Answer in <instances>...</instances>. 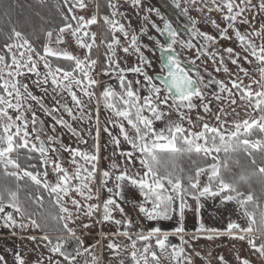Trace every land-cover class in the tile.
Instances as JSON below:
<instances>
[{
	"label": "snow or ice",
	"instance_id": "snow-or-ice-1",
	"mask_svg": "<svg viewBox=\"0 0 264 264\" xmlns=\"http://www.w3.org/2000/svg\"><path fill=\"white\" fill-rule=\"evenodd\" d=\"M69 2L65 0L66 5ZM172 3L188 16L189 10L181 6L180 0ZM184 3L196 5L197 0ZM200 3L203 7L198 11L207 9L220 14L223 26L215 19L206 20L218 35L202 31L198 21L188 16L191 26L186 25L185 30L191 38L184 39L160 8L146 4L145 0H104L105 13L101 15V5L97 4V12L90 16L74 13L77 8L88 9L85 0H71L70 15H63L64 24L55 37L53 31L46 32L47 42L41 50L15 27L0 45V175L15 185L0 189V222L12 230L13 236L18 235L17 228L45 232L40 237L27 236L31 241L39 240L47 249V256L41 254L34 264H45V260L47 264H79L80 257L85 258L84 264H101V257L93 251L96 245L85 247V240L77 233L91 234L93 228H103L105 224L116 226V231L101 232L107 242L101 244L97 240V245L106 247L115 264H195V257L205 258L195 250L194 242L221 236L246 242L252 253L264 260V201L251 190L250 183L247 191L241 190L235 179L226 177L224 172L231 153L239 149L249 156L253 151L264 152V20L259 27L255 23L257 17H264V0ZM125 7L134 9L138 19L143 9L145 26L134 27L121 11ZM153 16L159 18V24ZM96 25L104 30L99 44L97 32L92 30ZM240 25L247 28L241 31ZM150 29L167 39L162 42L150 34ZM145 36L152 41L151 48L143 43ZM68 38L84 50L83 56L69 51ZM219 40H233L240 49H223L236 67L235 72L227 66L223 55L216 60L217 53L210 51ZM100 45L105 48L107 66L101 63L97 72L98 61L93 56ZM145 49L153 54L159 52L156 63L145 54ZM118 50L124 57L118 55ZM133 56L135 63L127 66V57ZM202 57L206 58L205 65L208 60L216 65L214 72L227 74V82L215 78L206 66L202 73L196 64ZM54 60L67 64H54ZM241 61L255 68L250 71ZM97 76L115 78L119 91L103 85ZM97 86L102 87L98 98ZM34 89L42 94L37 95ZM50 90L52 100L46 103ZM64 93L70 97L71 106ZM93 100L97 103L96 143L94 151L88 152L64 143L58 127L67 129L80 143H87L73 124L93 120L92 114L85 112ZM101 107L110 113L103 122L99 116ZM237 107L246 118H239ZM38 111L49 117L51 123L46 125ZM157 122L163 127L157 128ZM112 129L118 131L114 133ZM101 131L113 146V159L103 169ZM185 156L191 165L187 170L181 162ZM251 163L256 164L254 157ZM258 171L264 175V167ZM50 174L53 181L49 180ZM241 179L248 180L244 176ZM22 181L37 188L35 198L29 199L40 208L44 197L39 190L48 193L58 208L52 219L60 223V231L66 235L54 241L45 226L34 218L40 213L28 211L20 199ZM127 188L136 189L140 197L133 202L135 221L123 206L127 202ZM104 193L108 195L102 199ZM217 197L222 205L232 203L246 226L230 219L223 231L207 227L200 218L203 200ZM187 211H194L197 217L191 234L185 229ZM174 216L178 218L177 226L171 231L142 226L144 221L158 223ZM133 228L138 230L134 232ZM110 235L113 239H109ZM173 236L178 244L171 242ZM218 259L219 264H228L223 256ZM236 260L238 264H252L239 255ZM0 264H8L4 255H0ZM13 264L28 261L15 252Z\"/></svg>",
	"mask_w": 264,
	"mask_h": 264
},
{
	"label": "trees",
	"instance_id": "trees-1",
	"mask_svg": "<svg viewBox=\"0 0 264 264\" xmlns=\"http://www.w3.org/2000/svg\"><path fill=\"white\" fill-rule=\"evenodd\" d=\"M63 15H70L64 0H0V45L15 27L22 31L38 50H41V46L47 42L46 32L53 31L55 37L59 27L63 26ZM95 27L93 26V30ZM253 157L256 160L255 165L251 163ZM237 161L239 164L236 163ZM181 162L186 170L191 167L187 156L183 157ZM259 167H264V152L253 151L252 156H249L243 149H239L227 157V168L224 172L226 177L235 179L241 190L247 191L250 183L251 190L264 201V195H262L264 175L259 173ZM242 176L248 178L247 182L241 179ZM5 185L15 186L11 179L0 175V189ZM37 193L35 186L21 182L20 199L29 212L40 213V216L34 218L45 226V231L50 235L66 234L60 231V223L52 219L58 214V208L47 192L39 190V194L44 197L43 208L31 202L29 196L35 198ZM56 237L58 236H53V238Z\"/></svg>",
	"mask_w": 264,
	"mask_h": 264
},
{
	"label": "rangeland",
	"instance_id": "rangeland-1",
	"mask_svg": "<svg viewBox=\"0 0 264 264\" xmlns=\"http://www.w3.org/2000/svg\"><path fill=\"white\" fill-rule=\"evenodd\" d=\"M64 2H65V0H64ZM85 2L88 3V5H89L88 9L87 10H84V11H82V10H80L78 8L77 9H74V13L76 15H87V16H90V15L94 14L95 12H97V4H100L101 5V7L99 9L101 15H103L105 13V8L103 9V4H104L103 0H85ZM237 2H238V0H237ZM145 3L148 4V5L154 6V7H158L160 9L161 8L164 9V8L168 7L167 6L168 4L172 3V0H145ZM180 3H181V6L182 7H187L188 8V10H189L188 16H191L193 19H195V20L198 21V27L202 31H205V32H207L209 34H212L214 36L218 35L217 30L215 28H213L210 23H207L206 20H208L209 18L215 19L218 23H221L222 26H223V22L220 19V14L219 13L214 12V11L211 12V13H209V12H207V9H205L203 12L198 11L199 8L203 7V4L200 3V0H197V4L196 5L185 4L184 3V0H180ZM253 3H256V0H253ZM66 6H67V9H68V7L71 6V0H70L69 4H67ZM121 11L124 12L125 15L129 19H131L134 27L145 26L144 21H143V15L145 13H144L143 9L140 10V17H139V19L135 15V10L134 9L125 7V8H122ZM180 11H181V9H180ZM188 16H185L186 17L185 22H188V24L190 25V21L188 19ZM152 19L155 21L158 18H156L155 16H153ZM261 20H264V17H257V21L255 22L257 27H259V22ZM121 22H124V21L122 20ZM239 27L241 28V31H244V29L247 28V25H240ZM94 30L97 32V37H99V36L101 37V33L104 31V30H102L100 28L99 25H96V27L94 28ZM152 30L153 29H150V34L151 35H152ZM105 34H106V32H105ZM231 34L232 33L230 31L229 32V35H231ZM187 37L188 36L184 37V39H190L191 38V37L190 38H187ZM68 42H69V51L73 52L74 54H79V55L83 56L84 50L79 49L78 46L74 43V41L71 40V38H68ZM148 42H150V41L148 40L147 36L143 37V43L146 44ZM193 42L194 43H197L198 42V39L196 41H193ZM257 43H259L258 40H257ZM53 47H56V45L53 44ZM60 47H64V46L61 45ZM226 47H233V48L236 49V51H240V49L237 47L236 42L233 41V40H219L218 43H217V45L213 46V48H211L210 51H213V52L217 53L216 60H219L220 59V56L223 55L224 56V59H225V63L227 64V66L233 72H235L236 71V67L231 64V62L227 58V55L225 53H223V49L226 48ZM185 55H190V54L189 53H185ZM120 57H124V56L121 55ZM135 59L136 58L133 56L132 65L135 63ZM205 59H206L205 57H202L201 60H197L196 61V64L200 67V69H202V73H203L204 67L206 66L208 68V71L212 72L213 73V76L215 78L222 79V80H225V82H227V79H228L227 74L223 73L222 71L219 72V73L214 72L213 69H214V67L216 65H214L211 60H208L207 65H205L203 63V61ZM57 62L61 63V61H55V60L53 61V63H57ZM241 63L243 64V66L245 68H248L250 71L255 68V65H251L250 66L248 64L243 63V61H241ZM253 74L255 75V73H253ZM247 82L248 81L245 80V83H247ZM34 91L36 92L37 95H41L42 94V93L39 92V90L34 89ZM51 100H52V95H51V90H50L49 96L46 97V103H51ZM214 110H215V106H214ZM237 111L240 112V117L239 118H246L245 117V113H244V111L242 109H240L239 107H237ZM37 114H38V116H40V118L42 120L45 121V124L46 125H48V124L51 123L50 118L44 116L43 113H41V112L38 111ZM194 115L195 114H193V116ZM229 119H232V117H229ZM88 122H83L84 123L83 126L88 131H91V127H94V124H90L91 122L90 123H88ZM75 124H76V126H80V124H78V123H75ZM156 127L157 128H160V127H163V125L161 123L157 122ZM109 128H112V126H109ZM113 130H115V129H112V131ZM58 131L60 133V136H61L63 142L66 143L67 140H66L65 130L64 129L63 130H60L59 127H58ZM67 138H68L67 143L69 145H71L72 147H79V148H81V145L78 143V141L75 138L74 139H71L69 137H67ZM99 142L101 143V151H100L101 162H100V168L103 169V168H107L109 166V164L111 163L112 159H113L112 156H111L112 151H113V146L110 143V139H109L108 135L106 133L103 135V131H101V136H100ZM104 144H106L107 147H105ZM123 147L126 148L128 146L127 145H123ZM221 158H222V162H223V160L225 159L224 158V155L221 154ZM116 160L119 161V157H117ZM65 166H67V165H65ZM49 180L50 181H53L54 180V176L50 174ZM127 189H128V191L130 193L128 195L130 198L128 199V201L126 200L127 202H124L123 203V206L125 207V210L130 213L131 216L134 215V217H136L137 212H136V210L133 207V202L136 201V200H139L140 197H139V194H138V192H137L136 189H134V188H127ZM107 195H108L107 193H104V195L102 196V199L103 198H106ZM206 200L207 199H205V201ZM93 203H95V201H93ZM190 203H193V208H194L195 207L194 202H191L190 201ZM68 206L71 207L70 204ZM6 211H11V209H6ZM188 212L189 211H187L186 214H188ZM192 213H193V211H192ZM185 218L186 219H189L188 216H185ZM17 219H19V217H17ZM186 219H185V223L188 224V220L186 221ZM168 221L169 220H166V221L162 220L160 222L169 225L168 224ZM172 223L173 222H171V224ZM70 226H73L74 227V225H70ZM16 231H17L18 235L13 236L11 234L12 233V230L11 229H7V228H4L2 226V222H0V243H3L5 245L4 247H6V250H9V251H13L14 250V251L19 252L28 261V264H30V261H32L34 258L33 257H32L33 259H30L29 258L30 257V246L29 245H31L32 243H31V241L29 239H27V236L33 235L34 233L39 232V229H37V230H31L30 229L29 231L24 232V231H21L20 229L17 228ZM58 235H60V234H58ZM12 254H14V253H12ZM11 261H12V259H11Z\"/></svg>",
	"mask_w": 264,
	"mask_h": 264
},
{
	"label": "crops",
	"instance_id": "crops-1",
	"mask_svg": "<svg viewBox=\"0 0 264 264\" xmlns=\"http://www.w3.org/2000/svg\"><path fill=\"white\" fill-rule=\"evenodd\" d=\"M207 201V202H206ZM203 200V207L201 208L200 212V218L204 222V224L207 227H212L219 229L223 231L227 227V223L229 220H234L239 222L241 225H245V220L241 218L238 213L235 211V206L232 203L228 204H221L219 197L212 199L207 198V200ZM127 212V211H126ZM128 216L133 219L134 221L137 218L134 217V215H130L129 212ZM186 216L189 217L188 224L185 223V229L186 232L191 234L194 232L195 227L197 226V217L193 211H189ZM192 216V217H191ZM191 217V218H190ZM177 217H173V219L168 221V224L162 223V222H149L144 221L143 227L144 228H150L153 226H159L163 231H171L177 226ZM171 222H173L171 224ZM246 226V225H245ZM116 231V226L111 224H105L103 228L96 227L91 230V234H82L80 232L77 233V235H81L82 238L85 240V247L89 245H96V247L93 249L95 254L99 257H101V264H115V262L112 260L111 253L106 249V247H101V245H97V240L101 241V244H106L107 241H104L102 236L100 235L101 232H108L113 233ZM133 231H137L133 228ZM45 232L39 230V232L34 233L33 235H36L37 237H40L44 235ZM48 234V233H47ZM51 238H53L52 235L48 234ZM4 238V237H3ZM187 238V237H186ZM109 239H113V237L110 235ZM120 239V238H116ZM55 241V239L53 238ZM170 240L172 243H179V240L176 237H170ZM31 241V240H30ZM127 243V241H125ZM30 246V259H33L30 261V264H34L35 260L38 257H41V254L44 256H47V249L44 248L43 244L37 241H31ZM3 243H0V255H4L8 261V264H13V258L14 254L17 251H9L6 250V247ZM195 250L199 251L201 253V257H204L205 259H201L200 257H195V264H219V257L223 256L225 260L228 262V264H238V261L236 260V256L239 255L242 258H248L252 261V264H264V260H261V258L258 256V254H253L252 250L249 249L248 245L244 241L239 240H233L229 239L228 236H221L218 239H214L212 241H208L205 239H201L199 241L194 242ZM191 251V249H189ZM8 254V255H7ZM13 255V256H12ZM33 257V258H32ZM12 259V261H11ZM84 257L78 258L79 264H84ZM45 264H47V261L45 260ZM164 264H168L167 261H164Z\"/></svg>",
	"mask_w": 264,
	"mask_h": 264
},
{
	"label": "flooded vegetation",
	"instance_id": "flooded-vegetation-1",
	"mask_svg": "<svg viewBox=\"0 0 264 264\" xmlns=\"http://www.w3.org/2000/svg\"><path fill=\"white\" fill-rule=\"evenodd\" d=\"M167 6L168 7L164 8V9L163 8L160 9L161 13L163 15H165L173 23V26L176 27L181 32V35H182L183 38L186 37V36H188L187 38H190L189 32H187L185 30V26L186 25L189 26V27L191 26V25L188 24V22H185L186 17L182 14V12L180 11L179 8L175 7V5L173 3H170ZM155 21L158 24L160 23L159 18L157 20H155ZM152 36L160 39L162 42L167 39L166 36H161L154 29L152 30ZM100 38H101L100 36L97 37V43L98 44H99ZM146 45L148 46V48H151L152 47V41L146 43ZM104 53H105V48H104L103 45H100L98 48H96L94 50L93 58L97 59V61H98V63H97V72H99V70H100L101 63H104L105 66H107ZM145 54L154 63L157 62V57L159 56V52L158 51L153 54L152 52H150L147 49H145ZM118 55L119 56H121V55L124 56V54L121 51H118ZM132 60H133V57H127V62H128L127 66H132ZM61 63H62V65H66L67 64V62H65V61H61ZM121 66L123 67L125 65L122 63ZM200 70L202 72V69H200ZM149 71L151 73V69ZM128 77L131 79L133 76H132V74H128ZM96 78L98 80H101L103 85H111L116 91H119L118 81L115 78H110L109 76H97ZM101 90H102L101 86H97L95 88V92H96L97 98L100 96ZM64 97H65V101L69 103V106H71L70 97L67 96V93H64ZM85 101L87 103V98H85ZM101 104H102V101H101ZM96 107H97V103H96L95 100H93V102L88 104L87 108L85 109V112H88V113L92 114V116H93V120L92 121L88 122L87 120H85V121H82V122L81 121L74 122V124L78 123V124H80V126H76V124L75 125L73 124V126L76 127L79 130L80 135L84 138V140L87 141V143H80L78 137L72 136L71 133L67 131V129H64L65 133H66V140L67 141H68L67 137H69L71 139L75 138L78 141V143L81 145L82 150L88 151V152L94 151L93 145L96 143L95 127H91V131H88L83 126V124H84L83 122H88V123L91 122L90 124H94L95 125V115H96L95 109H96ZM109 115H110V113L107 110L103 109V107H101V110H100V113H99L101 122L105 121L109 117ZM64 116H65L66 119H69L66 114H64ZM109 126H111V125H109ZM117 131L118 130H116V129L113 130L114 133L117 132ZM89 132H91V135H89ZM104 134L105 133L103 132V135ZM67 141H66V144H68ZM100 145H101V143H100ZM104 146L107 147L106 144H104ZM64 156H65V158H67V153H65ZM129 194L130 193H129L128 189L125 190V197H126L127 201L130 198L128 196Z\"/></svg>",
	"mask_w": 264,
	"mask_h": 264
},
{
	"label": "built area",
	"instance_id": "built-area-1",
	"mask_svg": "<svg viewBox=\"0 0 264 264\" xmlns=\"http://www.w3.org/2000/svg\"><path fill=\"white\" fill-rule=\"evenodd\" d=\"M135 230H138V228H134ZM61 235H66V234H60V235H54V236H61ZM69 247H71V246H69Z\"/></svg>",
	"mask_w": 264,
	"mask_h": 264
}]
</instances>
